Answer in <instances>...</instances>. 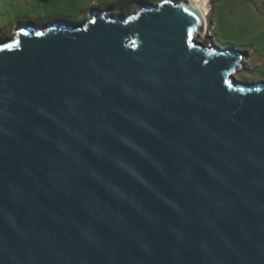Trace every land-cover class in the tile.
I'll return each mask as SVG.
<instances>
[{
  "label": "water",
  "instance_id": "water-1",
  "mask_svg": "<svg viewBox=\"0 0 264 264\" xmlns=\"http://www.w3.org/2000/svg\"><path fill=\"white\" fill-rule=\"evenodd\" d=\"M204 29L160 0L0 39V264H264V82Z\"/></svg>",
  "mask_w": 264,
  "mask_h": 264
},
{
  "label": "rangeland",
  "instance_id": "rangeland-1",
  "mask_svg": "<svg viewBox=\"0 0 264 264\" xmlns=\"http://www.w3.org/2000/svg\"><path fill=\"white\" fill-rule=\"evenodd\" d=\"M141 1L157 4L160 0H0V28H9L5 37L9 38L18 27L9 23L17 17L37 19V24H43L42 17L80 24L94 11L130 14ZM208 6L204 37L221 48L243 51L246 57L235 74L238 80L264 82V0H208Z\"/></svg>",
  "mask_w": 264,
  "mask_h": 264
},
{
  "label": "trees",
  "instance_id": "trees-1",
  "mask_svg": "<svg viewBox=\"0 0 264 264\" xmlns=\"http://www.w3.org/2000/svg\"><path fill=\"white\" fill-rule=\"evenodd\" d=\"M41 1H49V0H41ZM40 20H41V22L44 24V23H46V22H51L50 21V18H40ZM33 21H35V22H33ZM31 22H33V23H37L38 22V20L37 19H32V18H29L28 17V20H26V19H23L22 17H17L15 20H13V21H10V23H9V25H14V24H17V26L19 27V26H21V25H25V24H29V23H31ZM16 26V27H17ZM17 27V28H18ZM16 28V29H17ZM9 28H7V26H5V27H3V28H0V39H2V38H5V37H7L9 34H10V31L8 30Z\"/></svg>",
  "mask_w": 264,
  "mask_h": 264
},
{
  "label": "bare ground",
  "instance_id": "bare-ground-1",
  "mask_svg": "<svg viewBox=\"0 0 264 264\" xmlns=\"http://www.w3.org/2000/svg\"><path fill=\"white\" fill-rule=\"evenodd\" d=\"M188 2L201 15L206 27L207 16L209 14L208 0H188Z\"/></svg>",
  "mask_w": 264,
  "mask_h": 264
},
{
  "label": "snow or ice",
  "instance_id": "snow-or-ice-1",
  "mask_svg": "<svg viewBox=\"0 0 264 264\" xmlns=\"http://www.w3.org/2000/svg\"><path fill=\"white\" fill-rule=\"evenodd\" d=\"M9 46H10V45H7V44H6V45H4V47H5V48H7V47H9Z\"/></svg>",
  "mask_w": 264,
  "mask_h": 264
},
{
  "label": "crops",
  "instance_id": "crops-1",
  "mask_svg": "<svg viewBox=\"0 0 264 264\" xmlns=\"http://www.w3.org/2000/svg\"><path fill=\"white\" fill-rule=\"evenodd\" d=\"M264 26V25H263Z\"/></svg>",
  "mask_w": 264,
  "mask_h": 264
}]
</instances>
